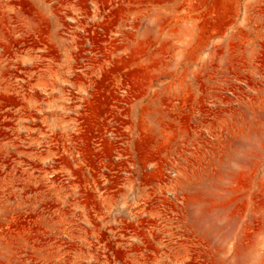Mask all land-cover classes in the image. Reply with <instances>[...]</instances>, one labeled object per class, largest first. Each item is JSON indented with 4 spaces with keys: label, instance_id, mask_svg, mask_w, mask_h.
I'll use <instances>...</instances> for the list:
<instances>
[{
    "label": "rangeland",
    "instance_id": "374dc122",
    "mask_svg": "<svg viewBox=\"0 0 264 264\" xmlns=\"http://www.w3.org/2000/svg\"><path fill=\"white\" fill-rule=\"evenodd\" d=\"M0 264H264V0H0Z\"/></svg>",
    "mask_w": 264,
    "mask_h": 264
}]
</instances>
